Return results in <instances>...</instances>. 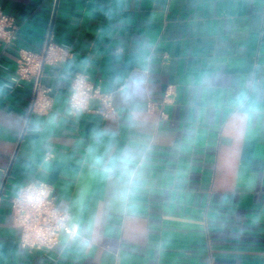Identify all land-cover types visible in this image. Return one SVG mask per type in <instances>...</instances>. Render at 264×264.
I'll return each mask as SVG.
<instances>
[{
    "label": "crops",
    "instance_id": "1",
    "mask_svg": "<svg viewBox=\"0 0 264 264\" xmlns=\"http://www.w3.org/2000/svg\"><path fill=\"white\" fill-rule=\"evenodd\" d=\"M16 18L12 43H0V116L31 111L32 82L12 84L22 51L40 54L51 39L65 50L62 60L43 66V83L51 89L53 108L68 94L61 75L84 73L106 89L110 78L130 70L127 62L144 44L154 54L150 101L165 105L167 120L153 111L163 133L157 173H186L174 185L146 194L144 236L133 241L112 224L89 254L61 255L19 245L13 225V185L23 179L28 142L34 137L7 123L0 127V264H264V121L254 120L244 137L225 148L210 130L177 155L168 144L180 141L190 118L188 82L209 65L218 87L237 77H264V0H0ZM70 64V67H69ZM193 119L198 110L191 113ZM208 113L207 126L215 121ZM109 121L90 113L69 120L53 141L48 165L55 194L72 196L80 183L81 157L94 127ZM58 202V201H57ZM163 245V248H159ZM67 248L73 249L69 244Z\"/></svg>",
    "mask_w": 264,
    "mask_h": 264
},
{
    "label": "clouds",
    "instance_id": "2",
    "mask_svg": "<svg viewBox=\"0 0 264 264\" xmlns=\"http://www.w3.org/2000/svg\"><path fill=\"white\" fill-rule=\"evenodd\" d=\"M151 44H144L127 62L125 70L110 78L102 95H98L87 75H61L58 83H68V94L59 107L53 102H41L38 114L25 112L22 116H0V127L22 129L33 136L23 165V179L13 185L20 213L27 218V227L33 235L38 231L47 239L64 245L61 255L75 251L89 254L98 247L102 232L111 234L112 224L130 240L144 236L147 193L174 186L183 175L157 173V155L163 142V133L154 118L150 98L153 92L152 72L154 54ZM70 67V64H69ZM12 84L15 77L9 78ZM216 68L209 65L200 75L190 78V118L180 141L168 144L170 155H179L186 147L197 143L209 130L218 135L225 148L235 139L244 137L255 120L264 121V77H237L224 87H218ZM6 95L0 86V98ZM109 121L104 128L94 127L81 157L80 183L72 196L55 194L48 182L49 163L54 154L53 141L71 120L74 124L93 111ZM198 110L193 119L191 113ZM215 121L207 125L208 113ZM58 201V202H57ZM73 245V249L67 245ZM163 248V245H159Z\"/></svg>",
    "mask_w": 264,
    "mask_h": 264
},
{
    "label": "built area",
    "instance_id": "3",
    "mask_svg": "<svg viewBox=\"0 0 264 264\" xmlns=\"http://www.w3.org/2000/svg\"><path fill=\"white\" fill-rule=\"evenodd\" d=\"M17 30L18 27L16 18L12 15L7 14L0 6V43H12ZM64 56L65 50L54 45L51 39L40 54L31 51L21 52L20 58L17 63L16 74L14 77L16 78L17 83L24 81L33 83V99L31 102L32 112L38 113L37 110L39 109L41 102L44 100L53 102L51 89L47 87L42 80L43 66L51 62L60 61L64 58ZM81 74L85 75L84 73H75L73 79L77 75ZM89 82L98 95L103 94L100 86L93 84L90 79ZM170 96V92H166L165 98L162 102L150 101L152 111H157L160 118L164 120H167L169 118L168 113L165 111V105L168 103V99L170 98ZM92 113L99 114L95 110ZM11 207L13 225L20 231L19 245L22 248L39 251H51L58 246L59 243L48 240L46 234H42L37 231L36 234L33 235L32 230L27 227V218L23 217L20 213L15 197L11 199Z\"/></svg>",
    "mask_w": 264,
    "mask_h": 264
}]
</instances>
